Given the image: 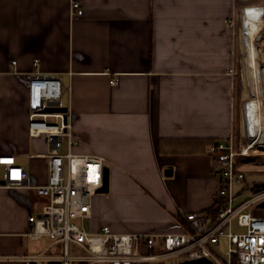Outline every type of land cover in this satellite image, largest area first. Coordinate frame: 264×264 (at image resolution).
I'll return each instance as SVG.
<instances>
[{"label":"crops","instance_id":"crops-1","mask_svg":"<svg viewBox=\"0 0 264 264\" xmlns=\"http://www.w3.org/2000/svg\"><path fill=\"white\" fill-rule=\"evenodd\" d=\"M71 1L0 0V154L15 156L30 186L46 183L49 145L29 135L27 83L56 76L72 151L102 156L109 168L108 191L92 197L85 228L189 230L185 215L211 213L218 198L210 148L236 133V23L261 19L264 0H79L82 15ZM243 170L245 186L260 183ZM45 202L32 188L0 186V264L44 253L50 240L29 238L28 216Z\"/></svg>","mask_w":264,"mask_h":264},{"label":"built area","instance_id":"built-area-1","mask_svg":"<svg viewBox=\"0 0 264 264\" xmlns=\"http://www.w3.org/2000/svg\"><path fill=\"white\" fill-rule=\"evenodd\" d=\"M74 15H82L79 0L71 1ZM234 25V22H230ZM228 73L232 74L233 69ZM117 83V79L110 81ZM64 87L53 75L36 74L27 83L28 132L32 137L45 136L49 145L47 181L43 185L26 183L28 172L16 163L13 155L0 154L3 184L6 188H32L46 202L38 214H30V239L48 238L44 253L20 257L25 264H123L137 261H165L181 257L180 261L206 257L213 264H264V182L245 186L246 174L238 159L253 160L264 157V113L257 103V115L249 109V102L241 99L240 122L237 133L210 148L214 161L213 173L219 177L220 209L215 214L188 213L185 220L189 230L181 233L158 232L117 234L109 226L97 232L85 228L90 216L91 199L103 185L105 159L99 155L76 154L71 138L70 114L46 112L47 108L63 107ZM54 119V121L49 120ZM66 140V141H65ZM66 145L67 151L60 152ZM235 184L239 187L235 188ZM252 190L243 201L237 202L245 191ZM236 226L237 230H234ZM225 238L227 248L221 254L217 245ZM77 252L70 253V245ZM61 248L58 253V248ZM145 249L146 253L141 250ZM51 250V253H46ZM155 251V252H153Z\"/></svg>","mask_w":264,"mask_h":264},{"label":"rangeland","instance_id":"rangeland-1","mask_svg":"<svg viewBox=\"0 0 264 264\" xmlns=\"http://www.w3.org/2000/svg\"><path fill=\"white\" fill-rule=\"evenodd\" d=\"M263 18H264V16L261 19H263ZM240 23H241V17L239 16V19L236 23V33H237L236 40L238 42V55H239V63H240L238 73L241 76V80H240L241 81V95H242V98L245 99L244 103H246V101H248V100L256 99L257 103L259 105H261V108L263 107L262 109H263V113H264V44L258 45V48L255 49L256 69L258 72L256 80L254 79V81L256 82V92H254V94L252 93L249 95V90H248V86L246 84V78H245L246 67H245V63H244V59H243L242 39H241V34H240L242 31V27L240 29ZM262 93H263V95H262ZM49 120L54 121V119H49ZM236 121H237L236 129L238 131L239 122H240V115L239 114L237 116ZM240 161L243 163L242 168L245 169L247 172V182L249 184L251 182H264V157H256L253 160L240 158V159H238V162H240ZM2 178H3V169L0 166V179H2ZM237 187H238V185L235 184V188H237ZM250 187H251V184H250ZM251 194H252V190L249 189V190L245 191L243 196L240 197L237 202L243 201L244 199L249 197V195H251ZM84 223H85L86 228L90 227V225H89L90 223L88 220H85ZM234 230L235 231L237 230L236 226H234ZM217 247L220 250L221 254L225 251V249L227 248L225 238H221V242L219 245H217ZM76 252H77L76 246L71 244L70 245V253L72 255H74V253H76ZM153 252H155V251H153ZM180 260H181V257H174V258H170L168 260H165V262L167 264H172V263L178 262ZM71 264H77V263H71Z\"/></svg>","mask_w":264,"mask_h":264},{"label":"bare ground","instance_id":"bare-ground-1","mask_svg":"<svg viewBox=\"0 0 264 264\" xmlns=\"http://www.w3.org/2000/svg\"><path fill=\"white\" fill-rule=\"evenodd\" d=\"M240 34L242 39L243 59L246 67L245 78L250 95L256 92V82L254 79L256 80L258 72L256 69L255 49L258 48V45L264 44V18L242 25ZM248 106L256 116L257 104L255 100L250 101Z\"/></svg>","mask_w":264,"mask_h":264},{"label":"water","instance_id":"water-1","mask_svg":"<svg viewBox=\"0 0 264 264\" xmlns=\"http://www.w3.org/2000/svg\"><path fill=\"white\" fill-rule=\"evenodd\" d=\"M46 112H67L68 111V107L63 106V107H59V108H47L45 110ZM170 171H166V173ZM4 181L0 180V184H3ZM264 187V184L262 185ZM108 187H109V168L107 166H104L103 168V185L102 187L98 190V193H106L108 191ZM259 208H264V201L259 203L257 205ZM173 264H213V262L206 258V257H200V258H196V259H186L183 261H179Z\"/></svg>","mask_w":264,"mask_h":264},{"label":"trees","instance_id":"trees-1","mask_svg":"<svg viewBox=\"0 0 264 264\" xmlns=\"http://www.w3.org/2000/svg\"><path fill=\"white\" fill-rule=\"evenodd\" d=\"M236 126L237 125H235V131L237 132V129H236ZM219 209H220V200H218V198L215 200V203H214V205H213V207L211 208V210H212V215H215L218 211H219ZM232 264H238L237 263V261L236 260H233V263Z\"/></svg>","mask_w":264,"mask_h":264}]
</instances>
